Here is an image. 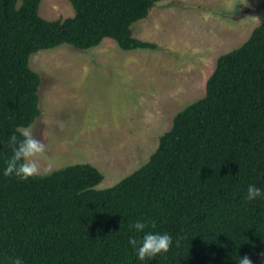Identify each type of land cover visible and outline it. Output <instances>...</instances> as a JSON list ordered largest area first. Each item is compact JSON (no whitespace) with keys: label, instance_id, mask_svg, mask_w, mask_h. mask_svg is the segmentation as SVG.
Wrapping results in <instances>:
<instances>
[{"label":"trees","instance_id":"obj_1","mask_svg":"<svg viewBox=\"0 0 264 264\" xmlns=\"http://www.w3.org/2000/svg\"><path fill=\"white\" fill-rule=\"evenodd\" d=\"M75 15L50 20L42 0H0V264H142L128 244L129 224L168 232L177 243L143 264H237L260 260L264 200V22L241 46L219 56L205 96L179 111L158 148L134 172L99 188L104 173L71 164L28 180L4 177L17 126L42 115V77L33 54L106 38L123 50L161 47L134 34L162 0H70Z\"/></svg>","mask_w":264,"mask_h":264},{"label":"rangeland","instance_id":"obj_2","mask_svg":"<svg viewBox=\"0 0 264 264\" xmlns=\"http://www.w3.org/2000/svg\"><path fill=\"white\" fill-rule=\"evenodd\" d=\"M40 13L75 15L70 0H42ZM264 22V0H162L134 24L161 48L123 50L106 38L87 50L69 44L33 54L42 115L31 127L46 151L40 173L92 163L107 188L141 167L175 115L205 96L220 55L241 46ZM260 260L264 262V246Z\"/></svg>","mask_w":264,"mask_h":264},{"label":"clouds","instance_id":"obj_3","mask_svg":"<svg viewBox=\"0 0 264 264\" xmlns=\"http://www.w3.org/2000/svg\"><path fill=\"white\" fill-rule=\"evenodd\" d=\"M12 147V156L2 169L4 177L28 180L40 175L35 157L46 151L45 143L35 138L34 129L31 126H17L13 135L9 138ZM243 199L246 202L264 200V187L256 184L247 186ZM148 222L137 219L129 224L130 230H135L137 236H130L128 244L135 252L138 262H151L158 257H164L170 252L176 241L168 232L146 231ZM237 264H253L248 256H233ZM10 264H24L20 257L11 259Z\"/></svg>","mask_w":264,"mask_h":264}]
</instances>
